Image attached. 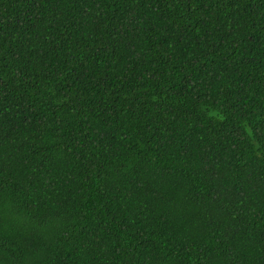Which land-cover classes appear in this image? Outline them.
Returning a JSON list of instances; mask_svg holds the SVG:
<instances>
[{
	"label": "trees",
	"instance_id": "obj_1",
	"mask_svg": "<svg viewBox=\"0 0 264 264\" xmlns=\"http://www.w3.org/2000/svg\"><path fill=\"white\" fill-rule=\"evenodd\" d=\"M0 264H264V0H0Z\"/></svg>",
	"mask_w": 264,
	"mask_h": 264
}]
</instances>
